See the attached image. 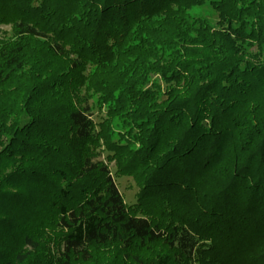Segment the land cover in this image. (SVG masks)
Listing matches in <instances>:
<instances>
[{"label": "trees", "instance_id": "16d2710c", "mask_svg": "<svg viewBox=\"0 0 264 264\" xmlns=\"http://www.w3.org/2000/svg\"><path fill=\"white\" fill-rule=\"evenodd\" d=\"M0 25V264H264V0H0Z\"/></svg>", "mask_w": 264, "mask_h": 264}, {"label": "rangeland", "instance_id": "374dc122", "mask_svg": "<svg viewBox=\"0 0 264 264\" xmlns=\"http://www.w3.org/2000/svg\"><path fill=\"white\" fill-rule=\"evenodd\" d=\"M190 13L193 15H201V16L207 17L209 21H211L212 23L216 21V13L212 10L208 2H206L202 6L193 8L190 11ZM10 35H11V29L9 25H0V37H8ZM97 116L98 115H94L93 118L97 120ZM101 158L105 163H107L108 167L112 171L115 183L125 203L126 204L135 203L137 201V197H138L140 189L137 183L135 182L134 178L130 175H115L114 162L108 161L106 158H104V155H101L100 159ZM10 170L11 168L8 163H5L4 161L0 163V195L6 192L11 193L12 191L15 190L12 183H9L8 181L7 182L3 181V178H5L6 174L10 173ZM49 234L52 235L51 232ZM48 247H49V250H51L52 252H55V246H53L52 242L49 243Z\"/></svg>", "mask_w": 264, "mask_h": 264}]
</instances>
